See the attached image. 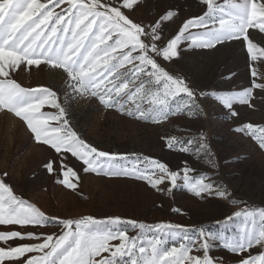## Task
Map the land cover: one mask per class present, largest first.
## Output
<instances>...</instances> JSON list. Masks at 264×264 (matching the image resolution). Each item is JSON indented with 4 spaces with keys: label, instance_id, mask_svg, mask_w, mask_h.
I'll return each mask as SVG.
<instances>
[{
    "label": "snow or ice",
    "instance_id": "6c2138e0",
    "mask_svg": "<svg viewBox=\"0 0 264 264\" xmlns=\"http://www.w3.org/2000/svg\"><path fill=\"white\" fill-rule=\"evenodd\" d=\"M138 3L139 0H0V111L18 117L34 140L55 154L66 157L70 153L77 158L84 173L134 178L168 194L180 180V186L197 197L205 193L224 197L226 190L213 185L211 177H193L188 167L181 175L155 159H130L86 142L70 126L68 100L90 95L104 108L154 123L185 109L192 112L198 107L197 93L158 61L178 58L181 42L189 40L191 46L202 49L242 41L246 42L251 61L264 58V47L249 35L251 28L264 33V0H227L226 4L201 0L204 13L183 21L178 34L166 43L160 21L171 20L177 13L168 11L160 21L145 25L133 19ZM193 28L204 31L192 34ZM21 65L61 69L69 90L63 101L49 88H28L17 83L12 73ZM251 76V87L237 94H215L230 117L239 115L234 105L252 106L255 89L264 93V72L253 70ZM45 107L55 112L42 111ZM236 131L250 135L264 150V126L248 123ZM192 143L172 137L166 146L174 149L179 145V151L188 153L187 145ZM196 143L198 150L210 158L204 138ZM44 166L53 172L51 161ZM64 167L61 164L63 178L57 183L75 190L77 184L70 178L78 181L80 177L72 168L63 170ZM7 176V172L0 175V226H6L0 230V264H219L209 255L217 241L240 257L239 264H264V209L236 212L235 217L242 219L237 233L231 236L204 227L146 225L118 216L105 220L92 216L61 219L16 196L6 182ZM165 181L170 185L167 189L160 187ZM227 222L235 223L233 216L218 223L227 228ZM50 225L59 232L37 230ZM129 228L134 235H129ZM253 248L261 251L253 255Z\"/></svg>",
    "mask_w": 264,
    "mask_h": 264
},
{
    "label": "rangeland",
    "instance_id": "374dc122",
    "mask_svg": "<svg viewBox=\"0 0 264 264\" xmlns=\"http://www.w3.org/2000/svg\"><path fill=\"white\" fill-rule=\"evenodd\" d=\"M214 2L226 4L227 0ZM205 10L201 0H139L133 19L151 26L166 12H176L171 20L160 21L166 43L178 34L183 21L202 15ZM203 31L190 29V33L196 35ZM249 35L254 43L264 47V33L258 28L249 29ZM179 51L178 58L158 62L170 74L186 80L197 93L198 107L192 112L185 109L163 122L154 123L134 119L117 109L104 108L95 97L85 95L68 100L70 126L100 150L127 155L130 159L152 158L181 175L183 168L188 167L193 170L189 173L193 177L209 176L213 185L226 190V196L205 193L197 197L182 188L180 180L168 194L156 191L142 180L84 173V166L77 158L70 153L66 157L55 154L48 146L36 142L18 117L0 111V175L8 173L6 182L13 193L47 215L61 219L92 216L105 220L118 216L146 225L171 223L189 229L204 227L214 233L223 231L228 236L236 234L242 219L235 217L236 212L264 209V150L250 135L236 131L248 123L264 126V93L254 90L251 107L234 105L239 113L237 117H230L214 96L237 94L251 87V72H264V58L251 61L246 42L242 41H228L211 49L193 47L190 40L182 41ZM12 78L22 87L49 88L61 101L69 92L66 74L45 65L40 68L21 65L13 71ZM129 107L135 105L129 104ZM42 111L55 112V109L45 107ZM172 137L179 141L192 140L193 143L187 145L189 152L179 151V145L169 149L166 142ZM202 137L210 150V158L197 148L196 141ZM49 161L53 163L52 173L44 166ZM61 164L65 166L63 170L72 168L80 177L78 181L70 178L77 184L75 190L57 183V179L63 178ZM169 186L168 181L160 185L164 189ZM228 216H233L235 223L227 222L225 228L224 223L218 222L226 221ZM5 227L0 226V230ZM7 227L24 230L18 226ZM37 230L59 232V228L51 225ZM134 234L129 228V235ZM259 251L258 248L250 250L253 255ZM209 255L219 264H239L240 257L220 246L218 241Z\"/></svg>",
    "mask_w": 264,
    "mask_h": 264
}]
</instances>
